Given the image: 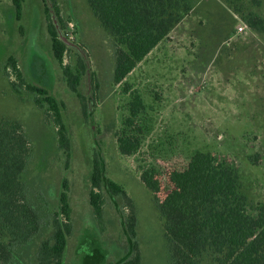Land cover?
I'll use <instances>...</instances> for the list:
<instances>
[{"label": "rangeland", "instance_id": "rangeland-1", "mask_svg": "<svg viewBox=\"0 0 264 264\" xmlns=\"http://www.w3.org/2000/svg\"><path fill=\"white\" fill-rule=\"evenodd\" d=\"M189 1L191 11L168 38L116 85L113 40L87 0H25L20 22L12 0H0V120L20 122L31 141L22 182L41 221L37 235L22 245L12 244L0 224V239L12 249L8 264H38L41 243L53 236L64 179L70 186L73 230L63 264H122L130 258L125 201L104 189L102 224L90 206L96 156L104 178L120 184L133 200L141 264H170L160 207L174 183L191 172L232 169L249 210L264 205V31L250 27L255 17L264 21V0ZM47 7L68 47L64 65L77 72L78 61L84 63L79 92L88 105L86 118L53 56ZM11 56L27 83L64 103L68 160L35 95L12 89L10 83L18 81L11 70L5 72ZM135 102L141 103L140 114L125 127ZM122 134L139 142L133 155L121 154ZM198 264L215 263L209 254Z\"/></svg>", "mask_w": 264, "mask_h": 264}, {"label": "trees", "instance_id": "trees-1", "mask_svg": "<svg viewBox=\"0 0 264 264\" xmlns=\"http://www.w3.org/2000/svg\"><path fill=\"white\" fill-rule=\"evenodd\" d=\"M25 0H12L15 17L22 19ZM100 26L112 38L116 65L114 83L121 84L191 11L189 0H87ZM57 22L67 28L60 11L53 3ZM47 32L55 60L62 68L65 83L80 101L83 116L88 117L86 98L79 92L85 66L78 61L77 72L64 65L68 47L61 39L51 10L45 9ZM250 27L264 31V21L255 17ZM12 71L17 83L11 87L20 94L24 89L35 95L38 109H45L44 121L56 128L60 148L69 159L70 138L63 118L65 105L42 87L26 82L14 57H9L5 72ZM141 103L133 104V124L140 114ZM123 135V136H122ZM118 136L122 155H133L139 142L125 134ZM32 144L18 121L0 120V224L8 231L11 243H28L40 230V216L29 201L22 176L31 157ZM104 189L120 197L130 210L127 232L131 239V256L122 264H141L137 242V213L133 200L117 182L105 179L99 157L92 162L89 203L99 224L104 220ZM67 179L62 182L59 211L54 214L53 236L41 243L38 264H63L68 238L72 234V207ZM160 212L166 221L165 239L169 245L170 264H198L211 254L215 264H264V205L248 208L247 198L240 192L238 174L227 168L199 169L174 183L161 203ZM12 258L11 245L0 239V264Z\"/></svg>", "mask_w": 264, "mask_h": 264}, {"label": "built area", "instance_id": "built-area-1", "mask_svg": "<svg viewBox=\"0 0 264 264\" xmlns=\"http://www.w3.org/2000/svg\"><path fill=\"white\" fill-rule=\"evenodd\" d=\"M242 31H243V27H240V28H239V32H242Z\"/></svg>", "mask_w": 264, "mask_h": 264}, {"label": "crops", "instance_id": "crops-1", "mask_svg": "<svg viewBox=\"0 0 264 264\" xmlns=\"http://www.w3.org/2000/svg\"><path fill=\"white\" fill-rule=\"evenodd\" d=\"M148 57V56H147ZM146 59V58H145Z\"/></svg>", "mask_w": 264, "mask_h": 264}]
</instances>
